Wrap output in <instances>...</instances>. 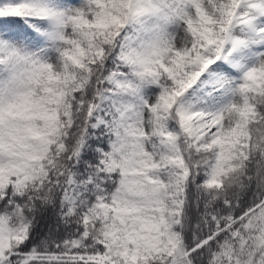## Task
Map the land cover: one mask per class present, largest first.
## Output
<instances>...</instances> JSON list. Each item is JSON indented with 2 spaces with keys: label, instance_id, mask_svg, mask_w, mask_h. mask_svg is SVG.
Here are the masks:
<instances>
[{
  "label": "snow or ice",
  "instance_id": "obj_1",
  "mask_svg": "<svg viewBox=\"0 0 264 264\" xmlns=\"http://www.w3.org/2000/svg\"><path fill=\"white\" fill-rule=\"evenodd\" d=\"M0 264H264V0H0Z\"/></svg>",
  "mask_w": 264,
  "mask_h": 264
}]
</instances>
